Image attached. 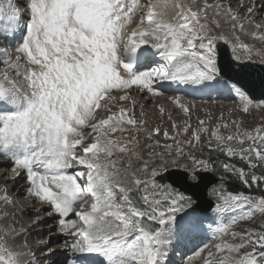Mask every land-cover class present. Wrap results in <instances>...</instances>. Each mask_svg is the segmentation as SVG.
<instances>
[{
    "label": "snow or ice",
    "instance_id": "6c2138e0",
    "mask_svg": "<svg viewBox=\"0 0 264 264\" xmlns=\"http://www.w3.org/2000/svg\"><path fill=\"white\" fill-rule=\"evenodd\" d=\"M252 11L248 8L249 14ZM221 17L232 22L237 41L233 47L248 50L236 35L237 30L244 31V22L230 6L219 2L0 0V36H21L15 59L3 61L7 68L0 73V155L12 161L17 175L18 170L26 171L27 194L46 205L49 215L61 217V232L69 230V225L75 229L69 235L79 239L64 245L75 257L71 264H167L166 249L174 241L179 244L205 230L204 217L197 214L198 204L192 197L157 182L174 168L180 170L181 180L195 187L201 173L214 169L212 161L186 152L179 141L174 151L172 145H165L167 151L158 154V163L152 153L150 160H143L135 137L113 138L112 134L144 123L119 106L120 101L131 99L127 90L133 85L153 95L157 82L222 87L241 97L243 111L248 112L255 98L241 79L243 62L236 57L235 66L228 65L227 71L218 66L217 42H228L223 35L213 34ZM151 55H158L162 63L137 71L150 62ZM174 103L189 112L179 98ZM258 106L264 108V99ZM200 125L192 129L189 146H194L193 141L201 143V133H208L203 121ZM232 126L234 131L227 122L217 124L208 146L247 165L238 169L224 163L226 172L236 174L246 185L259 183L262 178L252 170L264 166V124L253 131H242L236 121ZM164 136L168 137L167 131ZM150 161L156 166L151 167ZM136 163L142 166L133 170ZM77 168L83 170L70 173ZM149 185L161 189L160 198L147 194ZM3 191L0 199L8 202ZM213 195L220 201L216 211L241 205L249 210L213 229L219 242L213 250L196 253L203 264H264V226L232 231L239 221L256 212L264 214V197L216 189ZM45 210L42 207L36 215ZM72 213L78 221L65 219ZM21 234L11 226L0 227V264H34L28 259L34 253L22 250L26 243H9ZM48 254L55 251L48 249Z\"/></svg>",
    "mask_w": 264,
    "mask_h": 264
},
{
    "label": "rangeland",
    "instance_id": "374dc122",
    "mask_svg": "<svg viewBox=\"0 0 264 264\" xmlns=\"http://www.w3.org/2000/svg\"><path fill=\"white\" fill-rule=\"evenodd\" d=\"M238 6H239L238 2H236L234 5L230 7L232 8V10L237 11ZM257 20L258 21L262 20V18L258 17ZM255 22L258 23L257 21ZM217 30L221 31L222 35L228 38V42L226 43L230 46L232 57L235 60H236V57H239L241 62H246V61L263 62L264 61V50L262 49V47L258 46L256 42H251V41H248V39L246 38H242V41H239V42L247 44L248 50L233 47V45L236 44L237 41L235 40V36L233 35L232 24L230 23L228 24L226 22L224 25H222L218 29L213 27V34L217 35ZM19 42L20 40L14 44L12 48L13 53L10 56L8 57L0 56V73H3L7 68V66L5 65V63H3V61L8 60L9 57H11L13 60L15 59V56L17 55L15 49L18 46ZM146 70H149V69L145 68L142 71H146ZM9 71H10V74H14L13 72H11V70ZM132 89L139 90V93L147 98V102L149 104L148 107L144 105L145 103L142 104L139 100H135L136 103L133 106L134 111L137 112L138 115L140 114L144 120H146V122L145 121L143 122L151 126L153 124L155 128L165 129L169 131L170 133H168V135L170 137H175V139H171L170 137H165L164 134H162L161 136H157L155 131H152L148 125H143V124L141 126L137 125L135 128H132V127L129 128L125 126L126 131H124L123 133L121 132L116 133L115 137H124V138L135 137L136 140L138 141V144L136 145V151L141 155L142 159L150 160V153H152L154 154L152 159H154L157 163L159 160L158 154L161 152L167 151L165 148V145H172V148L174 151L175 148L177 147L176 141L180 140L181 141L180 146L184 147L186 152L192 153V150L190 148L194 147L198 150L197 151L198 159H206V160L212 161L214 165V169L212 170V172H214L215 174L219 175L221 178L226 179V180L241 181L236 174L231 173V172H226L224 168L222 167V164L227 163V164L234 165L238 169L239 168L247 169L246 163L241 161L239 157L229 158L220 151L210 150L208 146V142L212 140L211 130L215 128L217 124L222 125L227 122L230 125V130H233V131H234V128L232 126V121H236L240 123L242 131L243 130L253 131L258 126L264 124V108L259 107L258 102H253L249 106L248 112H244L242 108V103H236L230 97L210 96L206 99L199 101L198 99H192V98L185 97V96L182 98L177 96L179 98L180 103L185 104L189 107V112L186 114L183 111V109L179 108L177 104L174 103L175 98H172V97L175 95L173 94H171L169 98L166 99L167 95L164 94V92L157 90V89H155V92L157 93L155 95L147 92L146 90L145 91L140 90V88L135 85H133L127 91L129 92ZM120 94L122 95L123 93H120ZM130 100L127 102L120 101L119 104H123L122 106H124V103L130 102ZM160 100L166 101L167 105L161 106V107L160 105H156V102ZM216 101H219V102L217 103ZM199 102L200 103L205 102V103L216 104V105L213 107H210L209 109H204V107H200V108L195 107L193 113L191 114L190 108L192 107V105L199 103ZM220 104L222 105L225 104L226 107L224 105V107L220 108L219 107ZM161 108L164 110L162 112V117L155 114L154 112V110L157 112H160ZM114 109L115 108H113V110ZM136 118H139V117H136ZM200 121L204 122L203 126L208 128L209 131L206 134L201 133V141H202L201 143L193 142L194 146H189L188 141L192 139V129L200 128L201 127ZM173 124L176 125L175 128H173ZM187 125H190L191 127L189 128V131L185 133L183 129ZM221 131L223 132L224 135L229 134L228 130L221 129ZM141 166H142L141 163H136L133 165V170H136L137 168H140ZM155 166L156 164H151V167H155ZM151 167L149 168V173L151 172ZM18 171H19V175L16 174L13 176V173H17V171L13 170L12 161L9 158L5 157L4 155H0V185H4L5 187H8L9 194L14 195V198L17 199L18 203H21L22 201L27 200L26 201L27 205L33 206L35 204L33 208H29L31 210V213L27 217L28 220L34 223V226L36 229L41 228L42 226L48 224L49 222H52V224H55L54 226L55 233H58V235L62 234V236L69 235V231H72L74 228H71V225H69V230H66L64 232L60 231L61 226H60L59 221L61 217H59L58 215H49L46 205L41 206V203L39 200H36L27 194L28 188L30 187V182L27 180V173L24 170H18ZM252 171L255 172L257 177H261L262 179L260 180L259 183H252L250 186H252L253 188L256 187V193H258L257 196H260V195L264 196V166H260ZM7 176L9 178H11L10 176H13V177L12 179H7ZM16 176H19L21 179V185H20L19 192H17V189H14L17 185L16 181H14ZM140 178L146 179V177L143 176L142 174L140 175ZM3 179H5V182L2 181ZM249 179L251 178L249 177ZM11 189H14V190L11 191ZM216 190H221V189L216 188ZM175 193L177 192L175 191ZM147 194L149 195L155 194L156 198H160L161 189L153 188V187L151 188V185H149L147 189ZM224 194H228V193L224 192ZM212 198L216 200L217 204L220 203V201L216 199L215 195H213V191H212ZM250 198H256V196L250 197ZM18 207H19L18 204H13L11 213L14 214L13 213L14 210H18L19 209ZM42 207L45 208L46 210L41 211L39 212V215H36L37 211L41 209ZM248 210L249 209L247 205H241V207H233V208H230L224 211L215 210L214 219H215L216 224L207 222L205 223V225L208 226L209 230L213 232V229H215L221 223H227L228 221L231 220L233 216L241 215ZM43 216H50V218L45 220ZM76 218L77 216L74 215V213H72V214H69V216L66 217L65 219L68 221L75 222ZM38 220L42 222H40L39 224L37 223L35 224V222H37ZM262 226H264V214L256 212L255 215L251 217L250 219L239 221L235 226H233L232 231L241 232L246 229L259 230ZM0 227L2 226L0 225ZM49 233L50 232H39L40 239L38 240L36 244H39L40 242H42L45 237L47 238ZM223 238L230 239V237H223ZM65 239L66 238H64V240ZM78 239L79 238L75 240L68 239V241H72L71 243H74ZM219 239L220 238L217 237L216 241L219 242L218 241ZM32 240L35 244V239L33 237H32ZM64 240H61V241L59 240V243L63 242ZM201 242H203V240H200V243ZM197 244L199 243L197 242ZM176 245H174L173 243V246H170V249L175 248ZM202 246L203 247L198 248V251L196 252H192L189 254H185L183 252L180 253L176 258H174V261H172V264H202L203 262L202 258L196 254L197 252L201 251L199 249L205 248L207 244H203ZM186 248L187 246L182 245V250ZM48 249L50 248L47 247L43 249L44 255L48 254ZM210 250H212V248ZM174 253L175 251L171 252V254H174ZM206 253L207 252L205 251L204 255H207ZM41 260H44V258H42Z\"/></svg>",
    "mask_w": 264,
    "mask_h": 264
},
{
    "label": "bare ground",
    "instance_id": "6f19581e",
    "mask_svg": "<svg viewBox=\"0 0 264 264\" xmlns=\"http://www.w3.org/2000/svg\"><path fill=\"white\" fill-rule=\"evenodd\" d=\"M216 2L222 3L226 6H232L236 2H238V5H239L238 10L237 11L233 10V12L236 13L241 18V20L244 22V31L237 30L236 35H239L240 41H242V38H246V39H248V41L256 42V44L258 46L262 47V49L264 50V40L260 39L261 36H264V0H208V3H216ZM248 8H253V11L251 14L248 13ZM212 16H213V12L210 11L209 12V18L211 19ZM258 17L259 18L261 17L262 20L258 21L257 20ZM255 21H257L258 23H256ZM219 22H220V27L222 25H224L226 22L228 24L229 23L232 24V22L230 20H225L222 17L219 18ZM256 25H260V27L256 28ZM253 33H255L256 35L253 36L252 35ZM217 35H222V32L217 30ZM157 57L160 58L158 55H157ZM261 63L264 64V61ZM142 70H143V68L138 69L137 71H142ZM186 87L189 89L190 88L203 89V88H197L195 86H186ZM155 89L164 92V94L167 95L166 99H168L171 94L175 95L172 98H178L177 96L182 98L185 96V97H189L192 99H198L199 101L212 96V95H207L205 97H198V96L188 95V94L182 93L180 91L181 90L180 86H177L175 84L169 86L168 83H166V82L165 83L157 82V87ZM204 89L209 90V89H213V88H204ZM128 93H129L130 97L132 98L130 100V102H132V100H139L142 104L145 103L144 104L145 106H147V107L149 106V104L147 102V98L144 97L142 94H140L139 90L132 89ZM219 96L230 97L236 103H242V108H244V103H243L241 97H239L235 93L232 94L231 96L224 94V93H220ZM172 98H171V100H172ZM130 102L124 103V107H126L128 109L129 114L134 115L135 118L139 117V118H136L138 121H145L146 122V120H144L140 114L138 115L137 112L134 111V107H133L132 103H130ZM216 102L218 103L219 101H216ZM122 105L123 104H119V106H122ZM156 105H160V107H161V106H166L167 103H166V101L160 100V101L156 102ZM215 105L216 104H209V103H205V102L200 103L199 102V103L192 105V107L190 108V113L191 114L193 113L195 107L196 108L204 107V109H209L210 107H213ZM224 105L220 104L219 107L222 108V107H224ZM225 107H226V105H225ZM117 110H118V108H115L113 111H117ZM154 112H155V114L162 117L161 111L157 112L154 110ZM143 125H148V124L143 123ZM139 126H141V125H139ZM148 126L152 131L159 129V132L155 131L157 136H161L162 134H164L165 131H167L165 129L155 128L153 126V124H152L153 127L151 125H148ZM127 127H129V126H127ZM88 131L90 132L91 130L89 129ZM167 132L170 133L169 131H167ZM116 133H118V132H116ZM116 133L112 134L113 138H116L115 137ZM168 137H170V136L168 135ZM178 141L181 142L180 140H178ZM124 166L125 165H123V164L120 165V167H124ZM72 170H70V171L72 172ZM74 170L78 171L77 169H74ZM7 179H12V178H9L7 176ZM2 181L5 182V179H3ZM14 181H16V184H17L14 189H17V192H19L20 191V185H21L20 177L16 176ZM141 187H143V186H141ZM14 189H11V191H13ZM3 190H6L7 196L12 199V202L10 201V199L8 202L0 199V225L2 227L11 226V227L15 228L18 232L22 233L21 235L16 237L14 240L10 239L9 243L13 244V245H19V244H25L26 243L27 248L22 249V250L23 251H31L32 253H34V257L36 258L37 261H40L42 258H44V260L49 259L50 264H53V262H59L60 260H62V257H64L65 254L67 253L66 252L67 250L64 248L65 242H67L70 245V243L72 241H68V239L75 240L79 237H73L71 235L62 236V234L58 235V233L54 232L55 231L54 230L55 224H52V222H49L48 224L42 226L39 229H36L34 226V223H32L27 218L28 215L31 213V210L29 208H33L35 206V204L33 206L27 205L26 204L27 200L26 201L21 200L22 202L20 201L21 203H18L17 199L14 198V195L9 194V188L5 187L4 185H0V197H2L4 195ZM141 193L143 194L144 192H141ZM13 204L19 205V207H18L19 209L14 210V212H13L14 214L11 213ZM41 206H42V204H41ZM8 208H9V210H7ZM199 215L203 216L204 218H213L214 213H213V211L200 212ZM76 221H78V217L76 218ZM36 223L37 222H35V224ZM37 224H39V223H37ZM72 231L74 232L75 229H73ZM39 232H50V233H49L48 237L47 238L45 237L42 242H40L39 244H36L38 242V240L40 239L39 238ZM32 237L35 239V244L32 240ZM64 238H66V239L64 240ZM215 238H217V236H215L213 233L212 237L210 239V242L212 243V246L210 245L211 246L210 249L212 248V250L214 249V245L217 243ZM59 240L60 241L64 240V241L59 243ZM214 240H215V242H214ZM45 242H46V246H45ZM196 242H198V240H196L195 243ZM182 243H184V242H182ZM47 247H49L50 249H53L55 251V255H49V254L44 255L43 249L47 248ZM200 247H202V246L199 243L195 247H193L188 252V254L198 251V248H200ZM202 249L210 250L209 247L201 248L199 250H202ZM166 250L168 253L169 252L168 249H166ZM68 252H69V250H68ZM70 254H71V252H70ZM34 257H28V259L29 258L33 259ZM174 257H176V256H174ZM72 259H74V257H72ZM202 264H203V262H202Z\"/></svg>",
    "mask_w": 264,
    "mask_h": 264
},
{
    "label": "water",
    "instance_id": "95a60500",
    "mask_svg": "<svg viewBox=\"0 0 264 264\" xmlns=\"http://www.w3.org/2000/svg\"><path fill=\"white\" fill-rule=\"evenodd\" d=\"M217 50L219 54V67L225 71H227L228 65L234 67L235 62L231 59L227 45L219 42ZM228 75L234 74L229 72ZM241 79L248 85L252 97L255 98L254 101L264 99V95H262L264 94V66L251 63L244 64V72ZM201 176L202 179L195 187H192L190 182L180 179V170H170L167 177L159 181L161 183L168 182L173 187L189 194L198 204L197 210L209 211L213 207V203L207 199L206 191L210 185L216 182V179L209 173H201ZM240 188L244 193L249 192L248 189L242 188L239 185L229 184V190L232 192H238Z\"/></svg>",
    "mask_w": 264,
    "mask_h": 264
}]
</instances>
